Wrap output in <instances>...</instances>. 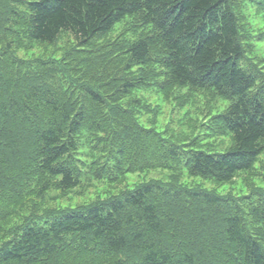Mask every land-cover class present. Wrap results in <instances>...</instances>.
<instances>
[{
	"label": "trees",
	"instance_id": "obj_1",
	"mask_svg": "<svg viewBox=\"0 0 264 264\" xmlns=\"http://www.w3.org/2000/svg\"><path fill=\"white\" fill-rule=\"evenodd\" d=\"M245 3L264 22V0H0V264H264V63L246 57L264 28ZM183 86L228 105L157 130L139 91ZM227 132L223 152L196 149ZM157 168L89 204L36 202ZM184 169L239 192L186 185Z\"/></svg>",
	"mask_w": 264,
	"mask_h": 264
},
{
	"label": "rangeland",
	"instance_id": "obj_2",
	"mask_svg": "<svg viewBox=\"0 0 264 264\" xmlns=\"http://www.w3.org/2000/svg\"><path fill=\"white\" fill-rule=\"evenodd\" d=\"M245 9L247 10L249 22L254 32L263 29L264 22L261 20V16L254 13V8L250 4L245 3ZM124 22L125 21L114 25L113 29L108 34L110 39L119 32L127 30L126 23L124 24ZM69 37H71L69 34H65L59 38L55 45L51 44V46H48V44H35L30 49H20L18 50V55L22 57H31L39 54L41 50L50 52L54 48L64 46L63 43ZM248 43L252 42L248 41ZM252 51V53L251 51H247L246 57L252 58L253 60H262L264 63V41H254ZM138 94L142 95L144 100H146L148 104H151L152 107L158 108L155 128L164 133H166V131H187L195 123H201L203 120L206 121L210 113H221L228 105L226 99L215 96V94L213 96L212 92L194 89L188 86L178 87L174 92H169L170 97L168 99L154 88L139 91ZM145 119L146 115H143L142 120L146 121ZM205 131L203 127L197 126L195 134H203ZM230 144V132H227L226 134L208 136L200 140V145L197 146L196 149L220 153ZM262 156L263 154L260 155V158ZM256 165H258V162H256ZM167 175L168 171L166 169L157 168L142 172L128 173L122 181L108 182L105 178L101 180L87 179L82 181L81 184L72 191L63 194L62 197L55 199L60 192H58L57 189H50L46 192L43 200L37 199L36 202L41 204L42 209L53 208L55 206L56 208L65 206L75 207L80 204L92 203L97 199L106 198L108 195L117 194L120 190L132 187L141 181L152 178L163 179L166 178ZM242 175L244 174H239L234 182L240 180ZM182 181L186 185L217 188V190L222 193L231 191L233 193L239 192V182L234 183L235 185L233 183H225L216 186L211 180L202 179L199 176H189L186 169H184Z\"/></svg>",
	"mask_w": 264,
	"mask_h": 264
}]
</instances>
